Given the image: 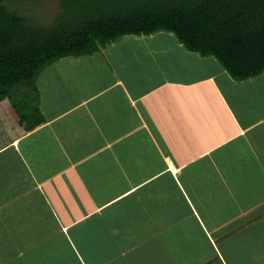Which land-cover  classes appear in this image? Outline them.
<instances>
[{"label": "crops", "instance_id": "1", "mask_svg": "<svg viewBox=\"0 0 264 264\" xmlns=\"http://www.w3.org/2000/svg\"><path fill=\"white\" fill-rule=\"evenodd\" d=\"M31 82L0 102V264H264V73L158 31Z\"/></svg>", "mask_w": 264, "mask_h": 264}, {"label": "trees", "instance_id": "2", "mask_svg": "<svg viewBox=\"0 0 264 264\" xmlns=\"http://www.w3.org/2000/svg\"><path fill=\"white\" fill-rule=\"evenodd\" d=\"M25 1L0 0L2 101L47 65L92 56L127 34L172 32L190 50L218 58L238 81L264 73V0H59L49 26L14 8Z\"/></svg>", "mask_w": 264, "mask_h": 264}, {"label": "rangeland", "instance_id": "3", "mask_svg": "<svg viewBox=\"0 0 264 264\" xmlns=\"http://www.w3.org/2000/svg\"><path fill=\"white\" fill-rule=\"evenodd\" d=\"M18 1L21 2L22 0H18ZM71 1L73 2L74 0H71ZM103 2L107 3L109 1L105 0ZM79 3L82 6L85 5L84 0L82 2L79 1ZM105 7L106 5H104L102 10H104ZM14 8L18 9L21 14L26 15V17L30 18L33 23L43 25V26L51 25L53 21L56 19L57 14L61 12L59 0H29V1L22 2L20 5L15 6ZM70 11L72 12V10ZM65 12L68 13L67 10ZM158 46L160 45L158 44ZM148 47L150 48V46ZM17 88L22 91H32L33 90L32 82L31 80H26L20 85H18ZM8 97H6L5 99H7ZM9 100L12 103H15L14 102L15 99L13 100L12 97ZM0 101L2 100L0 99ZM9 117H13V115L10 114Z\"/></svg>", "mask_w": 264, "mask_h": 264}]
</instances>
